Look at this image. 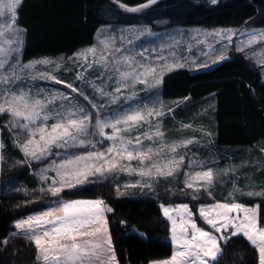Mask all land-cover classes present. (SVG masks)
Here are the masks:
<instances>
[{
	"label": "snow or ice",
	"instance_id": "snow-or-ice-1",
	"mask_svg": "<svg viewBox=\"0 0 264 264\" xmlns=\"http://www.w3.org/2000/svg\"><path fill=\"white\" fill-rule=\"evenodd\" d=\"M156 3L157 0H147L146 3L127 10L140 12ZM217 3L218 0H211V4ZM21 4L22 0H0V114L9 115L8 127L17 130L14 142L24 157L18 163L30 165L32 162L45 161L52 155L63 158L59 161L51 160L37 173L41 181H51L47 188L42 187L39 191L57 197L56 206L17 221L15 228L21 230L27 240L34 245V258L39 264H119L115 255L111 226L106 215L113 210L103 199L64 200L60 198L61 193L66 189L72 190L86 183L96 182L91 179L93 177L107 178V174L119 172L141 177L136 184L125 185L126 188L139 186L142 189L145 187L152 189L153 184L160 178L168 179L179 174L185 155L178 154L177 150L186 148L196 141L187 139L171 144L163 141L164 134L159 122L165 115L162 105L160 109H157L155 104L130 107L112 117L102 118L100 112L103 105L92 104V107L97 109L96 115L93 116L86 108L72 103L74 98L62 92H53L51 95L38 92L34 96L30 90L14 88L17 81L24 79L23 73L26 70L34 69L32 63L21 65L19 62L16 64L10 62V57L19 51L23 42L21 29L16 24ZM137 31L140 35L149 33L148 29ZM229 33L230 29H218L214 33L203 35L226 36L230 40ZM6 35L10 37L7 41L4 39ZM110 40L111 38L100 42L107 55L102 52L96 58L95 47L76 54L77 59L85 60L91 54L93 61L87 64V68L96 65L103 69L101 75L111 73L108 76L109 80L112 75L117 77L112 92L90 82L96 93L108 97L109 104H116L121 98L133 99L135 91L127 96H123L122 93L124 89H134L137 84H143L147 91L159 88L166 73L184 67V64L175 59L174 53L171 63L168 62V57L162 55H158L154 63H141L136 57L142 56V53L123 54L121 49L110 43ZM257 40L264 41V32L249 33L245 46H251ZM243 50L237 47V51ZM225 51L226 48L221 51L217 61L227 58L224 55ZM124 52H128V49H124ZM35 63L48 65L53 62L44 59ZM261 63H264V60ZM56 67L59 68L60 65L57 64ZM31 78L64 83L48 72L36 73ZM77 79L84 81L86 78L83 73H78ZM66 86L85 100L88 99L83 90L74 88L72 84ZM57 100L65 103L61 104L59 110H50ZM153 117L156 118L154 125ZM50 120L55 122L49 126ZM145 126L147 130H143ZM106 129L111 130L110 134ZM133 131L141 134L132 138ZM22 136H26L23 142ZM96 136L101 139L99 141L93 139ZM105 140L111 142L110 146L101 151L96 146ZM144 140L150 143L145 145ZM157 140L160 141L158 146ZM2 147L3 144L0 142V148ZM68 149L85 150L79 154L54 151ZM167 156H171V159H166ZM2 159L0 156V160ZM132 161H136L138 167H133ZM202 163L190 161L191 165ZM50 171L55 175L49 177ZM223 174L226 173H221ZM184 175L185 186L194 189L193 198H196L195 194L201 188L211 195L210 189L217 178L213 168ZM125 194L117 190V195ZM247 195L264 196V192H248ZM160 207L163 217L170 222L171 242L174 247L168 259L152 261L151 264H214L224 250L222 245H228L232 237L237 235H242L258 250V264H264V227L259 226L256 207H247L235 201L201 205L200 218L210 226L211 231L197 225L188 204L172 207L161 203ZM0 243L6 244L8 241L0 240Z\"/></svg>",
	"mask_w": 264,
	"mask_h": 264
},
{
	"label": "trees",
	"instance_id": "trees-1",
	"mask_svg": "<svg viewBox=\"0 0 264 264\" xmlns=\"http://www.w3.org/2000/svg\"><path fill=\"white\" fill-rule=\"evenodd\" d=\"M146 2L22 0L16 21L23 34L21 59L71 54L93 43L98 27L111 22L146 24L155 30L177 25L264 26V0H218L216 5L211 4V0H157L155 5L140 12L125 9ZM124 13H132L135 18L116 19L122 18L120 15ZM161 94L164 98H185L193 103L214 96L211 129L212 146L217 152L223 145L252 147L264 139V82L258 67L243 51L230 50L226 59L205 69L182 67L166 73ZM183 115L185 112L181 110L178 117ZM7 117L0 114L2 135H6ZM0 156L3 157L0 160V240L8 241L0 243V264H38L34 245L24 233L14 231V222L56 203L58 198L39 191L33 170L41 162L18 163L24 157L8 138H4ZM183 170L175 179L161 180L152 191L137 189L127 195H117L113 178H91L96 182L66 189L60 198L103 199L113 210L106 215L119 264H147L169 258L173 251L170 223L162 215L161 203H187L197 225L211 231L200 218L198 207L212 200L191 196V190L184 185ZM238 201L257 203L258 222L264 226V197L239 198ZM222 248L214 264H258L257 249L242 235L232 237Z\"/></svg>",
	"mask_w": 264,
	"mask_h": 264
},
{
	"label": "rangeland",
	"instance_id": "rangeland-1",
	"mask_svg": "<svg viewBox=\"0 0 264 264\" xmlns=\"http://www.w3.org/2000/svg\"><path fill=\"white\" fill-rule=\"evenodd\" d=\"M140 6V5H139ZM138 7V6H137ZM134 8V7H132ZM130 9V7H127ZM128 11V10H127ZM118 17V16H117ZM120 17L116 19L135 18L134 14H121ZM18 27V26H17ZM148 29L149 33L140 35L137 30ZM231 30L229 35L231 39L229 40L226 36H205L204 33H214L215 30ZM264 32V26H251L243 25L239 27H224V26H182L177 25L163 30L152 29L149 25L138 24V23H119L111 22L108 24H103L96 30L93 43L80 47L75 50L74 54H58L54 56H40L27 61L21 59L22 44L19 47V51L10 57L11 64H16L19 62L21 65L34 64V69L26 70L23 73L24 79L17 81L13 86L14 88H23L24 90H30L32 95H36L38 92H44L51 95L53 92H62L66 96L74 98L71 102L74 104H79L80 106L86 108L93 116L96 115L97 109L92 107V104L103 105V109L100 112L102 118L112 117L117 112H122L126 108L155 104L157 109L163 106L162 110L165 115L160 118L161 131L163 132V141L165 143L171 144L173 142H179L187 139H194L196 142L188 145L186 148L182 147L177 150L178 154L185 155V160L180 170L184 168V174L195 171L206 170L207 168H213L217 173L216 181L210 189L211 195L208 191L203 188L200 189L198 193L195 194L199 198H209L212 201L209 203H204L201 205L209 206L215 204L216 202L230 203L239 202V198L245 199H262L264 196L261 195H247L248 192L260 193L264 192V139L257 143L255 146L246 147L240 145H223L219 152L212 146L213 143V133H212V111L215 107V98L210 95L202 100L196 101L195 103L189 102L185 98H164L161 94V87L152 89L151 91L145 90L143 84H137L134 89H124L122 95H130L132 91H135L136 95L131 100H125L121 98L116 104H109L108 97H104L95 92L93 87H91L90 82H94L97 87H104L105 91L112 92L116 86L115 75H112L111 80L108 76L111 73L101 75L103 69L99 66L94 65L92 68H87V64L92 63L93 56L89 54L87 59H77L76 54L84 52L86 49L95 47L97 49L96 58L103 52L107 55V51L104 50L101 41L108 40L111 38L110 43L113 44L115 48L121 49L123 54H136L142 53V56H137L136 59L141 63H154L157 60L158 55L168 57V62H173V53L175 54V59L179 63L184 64V67L190 70H200L205 69L215 63H218L217 57L221 54V51L226 48L224 55L229 56L230 50H237V47L243 48V52L251 59V61L258 67L259 71L263 72L262 82H264V41L257 40V42L251 46H245L248 40L249 33H260ZM22 36V32H21ZM121 37L123 39L121 40ZM10 37L7 35L4 37L7 41ZM124 49H128V52H124ZM119 55V54H118ZM47 59L53 63L44 65L36 64V61H42ZM216 61V62H214ZM59 64L60 67L57 68L56 65ZM207 64V67H200V65ZM48 72L57 77L58 80L64 81V83H56L52 80L43 79H32L31 76L36 75V73ZM261 72V73H262ZM78 73H83L85 80L81 81L77 79ZM72 84L74 88L81 89L88 97L87 100L80 96L77 92H72L66 85ZM42 98V97H41ZM91 101V103L89 102ZM62 103L65 101L57 100L50 110H59ZM179 107H181L179 109ZM182 111L185 115L178 117V113ZM7 120L4 122L6 135H2L0 128V142L4 143V138H8L13 147L19 148L14 142L16 139V129H10L8 127V122L10 116L7 115ZM153 125L156 123V118H152ZM52 122L49 121V126ZM94 123V120H93ZM188 125L189 127H184ZM143 130H147V126ZM155 131V128H152ZM106 132L110 134L111 130L106 129ZM140 132L133 131L131 137L140 135ZM26 136L21 137V142ZM93 139L99 141L101 138L99 136L93 137ZM110 141L105 140L102 144H97V148L101 151L105 150L110 146ZM145 145L150 142L144 140ZM160 141L157 140L156 144L159 145ZM224 147V148H223ZM85 149H68V150H54L68 152L69 154L75 153L79 154ZM94 150V149H88ZM1 151V148H0ZM20 151V150H19ZM167 151V150H166ZM238 153L240 159H237ZM23 155V154H22ZM231 157H236L232 159ZM244 157V158H243ZM63 156L57 157L52 155L48 157L45 161H40L36 169L33 170L37 177L39 183V188H47L49 181H41L37 175L40 168L47 166L51 160L62 159ZM166 159H171V156H167ZM202 161V164L191 165L190 161ZM127 163V161H123ZM133 167H138L136 161H132ZM249 168H253L252 170ZM245 169V170H244ZM179 170V171H180ZM229 172L235 175V178H229ZM221 173H226L221 175ZM237 173V174H235ZM49 177L55 175L54 172L48 173ZM242 179V183H238V176ZM177 176V175H176ZM176 176L170 177L175 179ZM107 177L113 178L117 190L125 195L133 192V190H153L155 185H158L161 180H166L160 178L157 183L153 184V188H141L137 187H125V185L136 184L138 180L141 179L138 175H129L124 172H119L116 174H107ZM94 179H104L100 177H93ZM168 178V179H170ZM262 179V184L257 185L256 183H251L253 179ZM147 178H145L146 180ZM167 179V180H168ZM185 180V175H184ZM230 180V186L227 187L225 182ZM254 184V187H253ZM185 185V183H184ZM238 189V190H237ZM190 194L193 197L194 189H190ZM247 207L257 208L258 217V205L249 204L247 202H239ZM185 204V203H183ZM107 205V204H106ZM178 204H169L165 206L175 207ZM201 205L198 207V214ZM56 206V203L49 204L46 208L31 212L23 217L18 218L14 222L26 219L29 215H35L40 212L46 211L50 207ZM108 206V205H107ZM109 207V206H108ZM107 214V213H106ZM200 216V215H199ZM260 227H264L259 225ZM135 230V229H134ZM15 232H22L15 228ZM207 231V230H206ZM23 233V232H22ZM218 235V234H217ZM174 247V246H173ZM258 251V250H257ZM168 259V258H166ZM164 260V259H160ZM158 261V260H154ZM150 261L148 264H151Z\"/></svg>",
	"mask_w": 264,
	"mask_h": 264
},
{
	"label": "crops",
	"instance_id": "crops-1",
	"mask_svg": "<svg viewBox=\"0 0 264 264\" xmlns=\"http://www.w3.org/2000/svg\"><path fill=\"white\" fill-rule=\"evenodd\" d=\"M137 7V6H136ZM127 8V7H126ZM125 8V9H126ZM130 8H132V7H130ZM170 28V27H169ZM167 29V28H166ZM161 30H163V29H161ZM22 32V31H21ZM22 41H23V34H22ZM22 45H23V42H22ZM77 50V49H76ZM75 53V51L73 52V53H71V55L72 54H74ZM262 71H261V69H260V76H261V80H262V78H263V72L261 73ZM239 156H242V154L241 153H238V157H237V159H240V157ZM232 159H236V157H231ZM244 158V157H243ZM245 170V169H244ZM235 174H237V173H235ZM229 178L230 177H232L233 176V178H235V175L232 173V172H229ZM238 176V175H237ZM239 177V176H238ZM237 182L238 183H242V179L239 177V178H237ZM230 180H228V182H225V184L227 185V187H224V188H229V186H230ZM251 183H256L258 186L259 185H261L262 184V179L261 178H259V179H253L252 180V182ZM253 187H254V184H253ZM178 204H183V203H178ZM185 204H187V203H185ZM190 209V208H189ZM170 223V222H169ZM170 240H171V233H170ZM39 264V263H38ZM148 264V263H147Z\"/></svg>",
	"mask_w": 264,
	"mask_h": 264
}]
</instances>
